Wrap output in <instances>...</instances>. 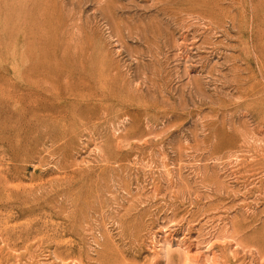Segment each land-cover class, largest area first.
Returning <instances> with one entry per match:
<instances>
[{
    "label": "rangeland",
    "instance_id": "rangeland-1",
    "mask_svg": "<svg viewBox=\"0 0 264 264\" xmlns=\"http://www.w3.org/2000/svg\"><path fill=\"white\" fill-rule=\"evenodd\" d=\"M0 264H264V0H0Z\"/></svg>",
    "mask_w": 264,
    "mask_h": 264
}]
</instances>
